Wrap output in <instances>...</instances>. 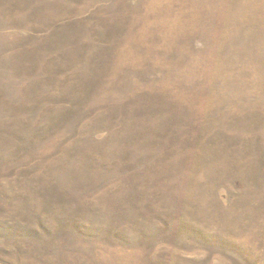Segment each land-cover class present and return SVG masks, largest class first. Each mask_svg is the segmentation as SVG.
Returning <instances> with one entry per match:
<instances>
[{"label":"rangeland","instance_id":"374dc122","mask_svg":"<svg viewBox=\"0 0 264 264\" xmlns=\"http://www.w3.org/2000/svg\"><path fill=\"white\" fill-rule=\"evenodd\" d=\"M0 264H264V0H0Z\"/></svg>","mask_w":264,"mask_h":264},{"label":"bare ground","instance_id":"6f19581e","mask_svg":"<svg viewBox=\"0 0 264 264\" xmlns=\"http://www.w3.org/2000/svg\"><path fill=\"white\" fill-rule=\"evenodd\" d=\"M182 24V23H181Z\"/></svg>","mask_w":264,"mask_h":264}]
</instances>
